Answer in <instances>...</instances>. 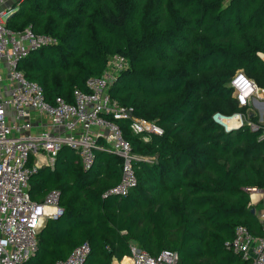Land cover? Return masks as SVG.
I'll use <instances>...</instances> for the list:
<instances>
[{"label":"trees","instance_id":"1","mask_svg":"<svg viewBox=\"0 0 264 264\" xmlns=\"http://www.w3.org/2000/svg\"><path fill=\"white\" fill-rule=\"evenodd\" d=\"M6 26L57 39L17 66L48 103L88 92L86 81L120 56L127 67L111 101L163 130L144 141L116 120L136 157L137 185L126 196H105L122 160L104 147L88 170L62 147L32 174V200L57 191L62 213L46 221L24 264H55L83 243L84 264L121 260L131 243L152 256L175 251L178 264H248L225 243L240 225L264 235L250 205L252 189L264 192V114L262 124L248 119L256 131L246 123L225 131L213 116L246 115L250 106L232 96L237 71L264 89V0H17Z\"/></svg>","mask_w":264,"mask_h":264},{"label":"built area","instance_id":"2","mask_svg":"<svg viewBox=\"0 0 264 264\" xmlns=\"http://www.w3.org/2000/svg\"><path fill=\"white\" fill-rule=\"evenodd\" d=\"M9 11H0V264H24L37 250V236L46 221L62 213L57 191L40 202L29 195V178L37 171L40 156L52 166L60 149L68 147L88 170L95 150L104 147L122 160L120 181L105 196H126L137 185L133 168L136 157L116 120H127L130 130L144 141L151 135L161 136L163 130L154 121L134 116L131 108L111 101L108 90L127 67L120 56L110 57L103 74L86 81L88 92L75 90L72 102L61 98L53 103L45 101L43 88L28 80L17 66L31 51L54 45L57 39L36 34L30 28L9 29ZM230 86L239 107L249 106L251 99L263 91L241 70L235 73ZM34 113L47 118L49 129L35 124ZM217 116L221 115L215 114L213 119ZM232 118L236 127L246 123L252 131L258 130V125L248 122L243 114L225 119ZM101 140L103 144L99 145ZM225 247L240 254L248 264H264V235L254 237L244 226L235 228L233 239ZM129 248V255L121 260L113 258L110 264H178L175 251L163 250L152 256L133 243ZM89 253V244L83 243L55 264H84Z\"/></svg>","mask_w":264,"mask_h":264},{"label":"crops","instance_id":"3","mask_svg":"<svg viewBox=\"0 0 264 264\" xmlns=\"http://www.w3.org/2000/svg\"><path fill=\"white\" fill-rule=\"evenodd\" d=\"M12 0H2V3H0V11L2 10H8L13 4ZM12 4V5H11ZM262 60L264 61V56H261ZM263 91H259L264 93V89H261ZM258 92V94H259ZM257 98L254 101V104H249V108L246 110V115L243 114L247 118V121L250 122L248 119L252 117L253 115L258 116L259 122H263V114H264V94L258 95ZM256 96V95H255ZM253 103V102H252ZM257 106L261 107L258 108ZM35 118V124L38 123L42 126L44 129H49L48 120L44 116L37 115L36 113L33 114ZM237 128L236 126H234ZM34 131H32V134ZM38 162V169L42 167H50L46 162V158L43 156H40ZM53 165V164H52ZM37 169V170H38ZM250 205L252 209L254 210V214L256 215L257 220L259 221L262 229L264 230V192L260 189H253L250 193ZM136 245V244H135ZM137 246V245H136Z\"/></svg>","mask_w":264,"mask_h":264},{"label":"water","instance_id":"4","mask_svg":"<svg viewBox=\"0 0 264 264\" xmlns=\"http://www.w3.org/2000/svg\"><path fill=\"white\" fill-rule=\"evenodd\" d=\"M261 56H263V55L260 54V57ZM225 118H227V117L222 116V115L221 116H217L216 119H215V122H217L219 125H221L225 129V131H230L231 129H234L235 127L227 128L225 126V124L222 122V120L225 119ZM251 212L254 214V210L253 209H251Z\"/></svg>","mask_w":264,"mask_h":264},{"label":"bare ground","instance_id":"5","mask_svg":"<svg viewBox=\"0 0 264 264\" xmlns=\"http://www.w3.org/2000/svg\"><path fill=\"white\" fill-rule=\"evenodd\" d=\"M222 122L225 124L227 128L234 127L233 125H236L237 122L235 119H223Z\"/></svg>","mask_w":264,"mask_h":264},{"label":"rangeland","instance_id":"6","mask_svg":"<svg viewBox=\"0 0 264 264\" xmlns=\"http://www.w3.org/2000/svg\"><path fill=\"white\" fill-rule=\"evenodd\" d=\"M13 1V3L12 4H14L17 0H12ZM11 4V5H12ZM258 94V93H257ZM264 93H262V92H259V94L258 95H263ZM256 98H257V95L256 96H254V98H252L251 99V101H250V104H254V101L256 100ZM253 102V103H252ZM258 108H261V107H259V106H257ZM214 121H215V119H213ZM233 126H235V125H233ZM34 132H35V130H34Z\"/></svg>","mask_w":264,"mask_h":264}]
</instances>
